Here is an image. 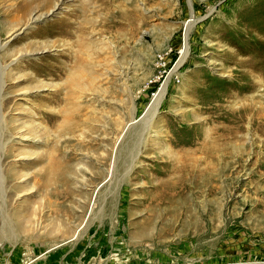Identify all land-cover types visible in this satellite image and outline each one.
Listing matches in <instances>:
<instances>
[{
  "label": "rangeland",
  "instance_id": "obj_1",
  "mask_svg": "<svg viewBox=\"0 0 264 264\" xmlns=\"http://www.w3.org/2000/svg\"><path fill=\"white\" fill-rule=\"evenodd\" d=\"M0 47V264L264 262V0H0Z\"/></svg>",
  "mask_w": 264,
  "mask_h": 264
},
{
  "label": "bare ground",
  "instance_id": "obj_2",
  "mask_svg": "<svg viewBox=\"0 0 264 264\" xmlns=\"http://www.w3.org/2000/svg\"><path fill=\"white\" fill-rule=\"evenodd\" d=\"M190 21V20H189ZM189 21H188V23H186V25H187V27H188V25H189ZM187 38H186V34H185V45H184V47H183V49H182V51H181V56H182V59H181V61L184 59V57L186 56V54H187V52H188V45H187ZM1 48V47H0ZM254 59H255V57H253ZM258 58H259V60L261 61V62H259V64H255L254 63V61H251L252 63H250V65L254 68V69H257V70H259V71H261V72H264V53L263 54H261L260 56H258ZM181 61L178 63V65L181 63ZM177 65V66H178ZM177 66H175L174 67V69L173 70H171L170 72H169V75L167 76V79L166 80H168V78H169V76H171V75H173L174 74V71H175V69L177 68ZM54 68H56V69H58V71H62V67H60V66H53ZM52 67V68H53ZM5 69V68H4ZM69 75H70V81L71 82H73V83H76L77 82V78H76V76H75V71L74 70H70L69 71ZM167 82V81H166ZM81 83H76L75 85H80ZM86 86V85H85ZM165 90H166V85L164 86H162V88H160V90L159 91H157L155 94H154V98H153V100L149 103V107L148 108H145L144 109V111H145V113H150V116L146 119V121H144V124H143V126H144V133H146L147 135L144 137V138H142L141 140V142L144 144V147L145 148H147V146L149 145V141H151V140H156V139H158L160 136H161V134H162V132L163 131H161L160 130V127H159V123L158 122H155V120H153V118H154V114H156V110H157V106H158V103H159V101H160V99L162 98V96L164 95V93H165ZM138 119V118H137ZM136 117H135V115H134V113L132 112V115H131V118H130V120L128 121V122H126L123 126H122V129H121V131H120V136L117 138V139H119V142H120V140H122V138L123 137H125L126 136V134L128 133V130H129V128L131 127V125L134 123V122H136ZM240 119V118H239ZM239 119L238 118H235V119H231L232 120V125L231 126H233V127H229L230 129H234L235 127L234 126H236V125H238V123H239ZM230 120V119H229ZM142 131V130H141ZM150 133H154L153 134V136H151V137H153V138H155V139H149V138H151L150 137ZM140 134H142V133H140ZM143 135V134H142ZM152 142V141H151ZM161 149H162V147H161ZM163 149H164V147H163ZM139 151V150H138ZM138 153H140V152H137L134 156H133V160H134V162H135V164L136 163H138L139 162V160H137V158H136V156H137V154ZM76 234V233H75ZM78 236V235H77ZM76 236V237H77ZM44 251V250H43ZM33 253V252H32ZM38 253V252H37ZM38 254H40V252L38 253ZM37 254V255H38ZM159 254V253H158ZM147 255V254H146ZM138 256H143L142 254H138ZM150 256V255H149ZM23 257H25V256H23ZM143 258V257H142ZM159 258V260L158 259H155V258H152V259H154V260H152V259H150L149 261H148V264H171L172 262V260L173 259H171V258H169V257H167V256H163V255H161L160 257H158ZM129 259V258H128ZM141 259V258H140ZM21 260H23L24 261V263L23 264H25L26 262H30L29 264H33L37 259H35V260H29L27 257H25V258H22V256H21ZM15 262H14V264H19V262H21L20 260H18V259H16V260H14ZM123 261V260H122ZM128 262V261H127ZM126 262V263H127ZM136 262V261H135ZM27 264V263H26ZM116 264H124V263H120V261L119 260H117L116 261ZM240 264V263H239ZM245 264H249V263H245ZM254 264H264V262H256V263H254Z\"/></svg>",
  "mask_w": 264,
  "mask_h": 264
}]
</instances>
